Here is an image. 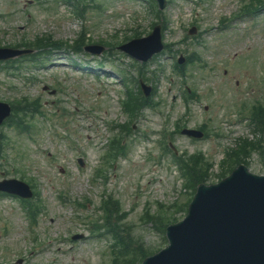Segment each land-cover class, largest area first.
Wrapping results in <instances>:
<instances>
[{"label": "rangeland", "instance_id": "obj_1", "mask_svg": "<svg viewBox=\"0 0 264 264\" xmlns=\"http://www.w3.org/2000/svg\"><path fill=\"white\" fill-rule=\"evenodd\" d=\"M248 1L167 0L154 14L150 0H84L79 17L63 0H0V47L46 34L72 44L84 29L86 44L116 48L114 43L133 35L146 36L155 22L162 23L168 45L141 67L153 80L152 101L158 106L146 108L133 123L124 156L111 166L103 157L117 133L112 127L127 120L120 105L123 85L137 77L141 63L117 49L99 56L65 49L53 51L47 61L24 63L18 72L0 69V101L39 100L30 136L1 130L8 144L0 179H19L17 173H23L44 207L31 228L19 201L0 197V264H110L111 237L90 231L92 222L102 223L100 205L108 196L120 203L112 221L137 239L132 248L164 247L163 234L145 213L163 210L180 220L193 192L184 187L171 152H201L212 164L206 181L212 184L219 180L225 150L235 149L239 139L261 138L249 115L251 105L264 104V0L255 16H236ZM185 56L194 64L184 60V71L175 72ZM191 89L198 98L184 101L183 90ZM179 121L184 128L204 127L207 137L176 134ZM164 134L171 151L160 157ZM248 160L251 172L264 174L259 153ZM98 170L102 175L94 177ZM173 205L177 208L168 209ZM77 234L84 238L71 241Z\"/></svg>", "mask_w": 264, "mask_h": 264}, {"label": "water", "instance_id": "obj_2", "mask_svg": "<svg viewBox=\"0 0 264 264\" xmlns=\"http://www.w3.org/2000/svg\"><path fill=\"white\" fill-rule=\"evenodd\" d=\"M167 237L170 246L143 264H264V178L239 167L219 185L200 187Z\"/></svg>", "mask_w": 264, "mask_h": 264}, {"label": "trees", "instance_id": "obj_3", "mask_svg": "<svg viewBox=\"0 0 264 264\" xmlns=\"http://www.w3.org/2000/svg\"><path fill=\"white\" fill-rule=\"evenodd\" d=\"M44 42H46V43H48V44H52V42L50 41L49 38H45V39H44ZM43 48H45V47H43Z\"/></svg>", "mask_w": 264, "mask_h": 264}]
</instances>
